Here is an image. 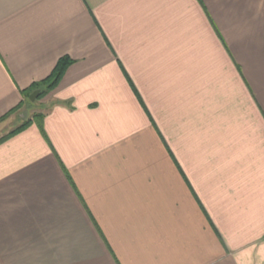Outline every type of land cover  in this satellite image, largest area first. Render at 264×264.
Listing matches in <instances>:
<instances>
[{
    "label": "crops",
    "instance_id": "0c3cea01",
    "mask_svg": "<svg viewBox=\"0 0 264 264\" xmlns=\"http://www.w3.org/2000/svg\"><path fill=\"white\" fill-rule=\"evenodd\" d=\"M63 58L48 140L0 144V264H264V0H0V120Z\"/></svg>",
    "mask_w": 264,
    "mask_h": 264
},
{
    "label": "trees",
    "instance_id": "16d2710c",
    "mask_svg": "<svg viewBox=\"0 0 264 264\" xmlns=\"http://www.w3.org/2000/svg\"><path fill=\"white\" fill-rule=\"evenodd\" d=\"M70 64H71V61L69 59H65V58L61 59L59 61V63L57 64L55 70L53 71V73L51 74V76L47 80H45L44 82H41L39 84L34 85L30 90H27L25 92L26 97H27V103L21 104L19 107H17L11 113H9L7 116L2 118L0 120V123L5 121L6 119H8L11 115L20 111L22 108L24 110L30 109L32 111L33 106L36 105L35 103L40 101L42 98H44L46 95H48L51 91H53L59 85V83L61 82V80H62L67 68L70 66ZM126 77H127L128 81L130 82L131 86L133 87L139 101L141 102V104L145 108L141 97L139 96L137 90L134 88V85H133L132 81L130 80V78L127 76V74H126ZM35 91H39L40 93L37 97V100L34 103H32L29 101V97ZM43 122H44V115L43 114H34L31 118L23 121L19 126H17L15 129H13L11 132H9L7 135L0 138V144H2L6 140L14 137L15 135L27 130L29 127H31L34 124L38 126L41 133L43 134V137H45V139L48 140L47 135H46L45 130H44V123Z\"/></svg>",
    "mask_w": 264,
    "mask_h": 264
},
{
    "label": "rangeland",
    "instance_id": "374dc122",
    "mask_svg": "<svg viewBox=\"0 0 264 264\" xmlns=\"http://www.w3.org/2000/svg\"><path fill=\"white\" fill-rule=\"evenodd\" d=\"M37 104V103H35ZM31 110H22L21 112H17V119L11 121V122H3L0 123V138L7 135L9 132H11L13 129H15L17 126H19L23 121L26 119H29L32 117ZM33 113V112H32Z\"/></svg>",
    "mask_w": 264,
    "mask_h": 264
},
{
    "label": "water",
    "instance_id": "95a60500",
    "mask_svg": "<svg viewBox=\"0 0 264 264\" xmlns=\"http://www.w3.org/2000/svg\"><path fill=\"white\" fill-rule=\"evenodd\" d=\"M39 91H35L31 96H30V101L31 102H35L36 101V99H37V97H38V95H39Z\"/></svg>",
    "mask_w": 264,
    "mask_h": 264
}]
</instances>
